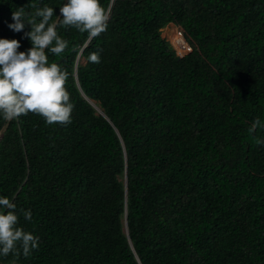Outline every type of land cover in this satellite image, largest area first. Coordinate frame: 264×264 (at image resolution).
<instances>
[{"label": "trees", "instance_id": "trees-1", "mask_svg": "<svg viewBox=\"0 0 264 264\" xmlns=\"http://www.w3.org/2000/svg\"><path fill=\"white\" fill-rule=\"evenodd\" d=\"M63 2L0 0V37L26 50L12 11L48 5L58 22ZM100 3L105 32L58 26L68 47L48 54L71 123L0 118V195L39 237L0 264H264V129L249 132L264 122V0Z\"/></svg>", "mask_w": 264, "mask_h": 264}, {"label": "clouds", "instance_id": "clouds-1", "mask_svg": "<svg viewBox=\"0 0 264 264\" xmlns=\"http://www.w3.org/2000/svg\"><path fill=\"white\" fill-rule=\"evenodd\" d=\"M35 7L29 13L24 7L12 11V22L7 27L22 33L31 47L18 51L20 40L0 37V118L18 120L29 113L40 115L46 124L71 123L74 104L65 84L67 73L60 64L49 61V53L62 54L68 40L58 32V26L73 27L94 38L108 28L109 14L100 0H64L58 8L59 21H52L54 7ZM52 21V22H50ZM26 26L30 30L23 31ZM93 63L100 62L98 52L89 55ZM264 129V122L253 120L249 132ZM255 143L264 146V138L254 137ZM16 204L0 195V257L22 250L25 256L38 247L39 237L18 225ZM25 220H31L30 209H23Z\"/></svg>", "mask_w": 264, "mask_h": 264}, {"label": "rangeland", "instance_id": "rangeland-1", "mask_svg": "<svg viewBox=\"0 0 264 264\" xmlns=\"http://www.w3.org/2000/svg\"><path fill=\"white\" fill-rule=\"evenodd\" d=\"M167 26H169V25H166V27H167ZM170 26H171V25H170ZM162 35L165 37V33H163V30H162ZM184 37H185L186 43L189 45V43H188V42H189V39H188V36H187V34H186L185 32H184ZM165 38H166V37H165ZM166 39L171 43V41H170L168 38H166ZM171 44H172V43H171ZM172 46H173V48L176 50V48L174 47L173 44H172ZM189 46H190V45H189ZM188 51H189V50H188ZM188 51H187V49H185L184 52H183V54L187 53ZM176 52L179 53L178 50H176ZM80 61H81V63L84 62L83 59H81ZM0 135H1V131H0ZM13 264H17V263H13Z\"/></svg>", "mask_w": 264, "mask_h": 264}, {"label": "water", "instance_id": "water-1", "mask_svg": "<svg viewBox=\"0 0 264 264\" xmlns=\"http://www.w3.org/2000/svg\"><path fill=\"white\" fill-rule=\"evenodd\" d=\"M110 7V6H109ZM109 9V8H108ZM78 60V57H77ZM76 75V73H74ZM93 106L99 111V113H101L102 115H104V113L102 112L101 109H98L96 105L93 104ZM126 176H125V184H126ZM125 232L128 235V228H127V223H126V214H125ZM132 246V245H131Z\"/></svg>", "mask_w": 264, "mask_h": 264}, {"label": "built area", "instance_id": "built-area-1", "mask_svg": "<svg viewBox=\"0 0 264 264\" xmlns=\"http://www.w3.org/2000/svg\"><path fill=\"white\" fill-rule=\"evenodd\" d=\"M186 49H187V51H188V50L190 51V50H191V47H190L188 44H186ZM189 51H188V52H189ZM176 53H177V52H176ZM177 54H178L179 56H183V55H184L183 53H180V52L177 53ZM185 54H186V53H185Z\"/></svg>", "mask_w": 264, "mask_h": 264}, {"label": "bare ground", "instance_id": "bare-ground-1", "mask_svg": "<svg viewBox=\"0 0 264 264\" xmlns=\"http://www.w3.org/2000/svg\"><path fill=\"white\" fill-rule=\"evenodd\" d=\"M98 109H100L99 107H97Z\"/></svg>", "mask_w": 264, "mask_h": 264}]
</instances>
